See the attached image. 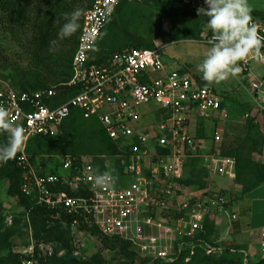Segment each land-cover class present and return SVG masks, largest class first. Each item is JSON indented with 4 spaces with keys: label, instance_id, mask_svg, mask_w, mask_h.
<instances>
[{
    "label": "built area",
    "instance_id": "1",
    "mask_svg": "<svg viewBox=\"0 0 264 264\" xmlns=\"http://www.w3.org/2000/svg\"><path fill=\"white\" fill-rule=\"evenodd\" d=\"M124 1L94 0L85 11L68 82L21 91L0 78V105L27 133L23 150L12 158L23 173L22 191L35 205L57 210L55 218L61 219L62 214L72 217L81 227L77 236L129 241L150 249L152 261L173 262L188 250L185 261L189 262L200 248L208 255H219L224 246L203 237L207 234L206 221L226 213L236 219L235 212H229L231 197L219 190L181 185L177 180L184 178L191 158L201 159L211 176L236 179L235 158L222 153V130L216 131L210 146L191 130L192 119L227 115L222 97L197 84L183 69L169 67L158 45L124 48L102 61H92L101 31ZM180 1L197 10L207 7L205 0ZM252 22L264 36V18ZM203 36L208 42L212 33L204 32ZM254 59L264 65V47L240 61V67L249 68ZM63 84L78 92L59 103L58 87ZM249 93L253 110L264 120V73L251 77ZM74 109L85 118L96 117L118 143L121 172L111 173L114 182L102 188L95 185L100 172L91 156L64 155L59 160V173H55L48 171L41 159L33 161L27 154L32 138L60 133L63 121ZM250 116L257 122L252 112ZM12 218H7L8 223H13ZM259 244L264 257V228ZM52 246L32 239V254L23 258L22 264H42L43 255H53ZM240 251L245 264H257L248 252Z\"/></svg>",
    "mask_w": 264,
    "mask_h": 264
},
{
    "label": "trees",
    "instance_id": "2",
    "mask_svg": "<svg viewBox=\"0 0 264 264\" xmlns=\"http://www.w3.org/2000/svg\"><path fill=\"white\" fill-rule=\"evenodd\" d=\"M94 0H0V37L2 33L7 34L14 42H16L22 50L30 57L31 65L27 69H23L13 64L15 73L11 75L13 81L8 77H1L11 82V85L21 91L38 90L49 88L53 85L68 82L72 76V59L78 46L79 36L83 27V14L80 17L79 30L71 37L60 41L56 51L50 52V41L57 39V34L60 27L65 22L64 14L71 13L79 8L82 13L85 12L93 3ZM143 7L139 1L121 3L112 18V22H116L119 26L126 29L131 15L139 11L147 12L144 17L145 24L141 37L132 39L124 33L119 43V48L110 50L109 52H101L99 40L106 32L107 26L101 31L99 39L94 46L91 54L92 61H102L114 52L121 51L124 48H154V38L160 37L165 33L161 29V24L154 22L155 14H164L169 17H174V25L178 27L177 33L182 38L201 39L203 29L207 17L203 14L199 15L198 10L191 8L180 0H143ZM159 15V16H160ZM252 17H263L264 13L260 10H252ZM158 17V16H157ZM134 18H137L134 16ZM110 21V22H111ZM210 31V30H209ZM146 36L148 38L146 39ZM100 51V52H98ZM100 53V54H97ZM97 55V56H95ZM246 71H243L244 73ZM213 85L212 82L203 81L202 86L207 87ZM208 88V87H207ZM59 103L76 94L77 88L69 87L65 84L58 87ZM224 102V101H223ZM224 104V103H222ZM201 122L204 120H200ZM253 120L249 121V128L252 131H259V125L254 124ZM198 136V134H197ZM6 140L5 134L0 132V142ZM261 145V139H260ZM58 152L61 154L72 153L76 156L88 155L94 160L97 171L100 173L106 170V161L108 157L118 156L120 159V150L118 143L113 141L105 132L101 122L96 117L85 118L79 109H74L69 117H67L60 128V133L54 136L34 137L27 146V154L36 161L41 159L40 155L44 153ZM226 155L234 156L237 161V179L236 182L242 186L243 194L252 191L254 188L264 184V164L256 162L250 155L244 156L237 152H223ZM238 153V154H236ZM200 159H188L186 164L185 176L177 180L181 185L198 186L200 188L207 187L208 170H197L196 164ZM43 162V161H42ZM46 162H43V164ZM201 163V162H200ZM44 164V165H45ZM192 165L191 173H187L188 165ZM58 169V168H57ZM202 170V171H201ZM204 171V172H203ZM59 173V169L55 172ZM120 173V172H119ZM117 173V174H119ZM22 171L16 167L15 160L10 159L7 162H2L0 167V184L3 180H8V195L18 199V203L24 206L29 216L34 223V237L41 241H51L49 238L60 225L67 226L68 237L63 239L59 237V244L56 246L68 247L71 245L70 235L73 234V218L65 214L61 215V219L55 218L57 210L50 209L44 205H35L31 197L27 196L22 191ZM69 194H74L70 189H66ZM5 218L0 209V223L4 225ZM19 224L18 219H14L12 225ZM46 224L48 229L46 228ZM51 229H49L50 227ZM213 222L207 218L206 229L207 234L203 237L209 240L211 231L214 230ZM78 228L81 227L78 225ZM12 231H5L0 235V252L8 250V255L0 257V264H22L21 255L14 253L11 249L10 237ZM11 234V235H10ZM49 235V236H48ZM105 246L116 248L120 247L121 252L127 256H132L133 251H130L132 243L122 239L102 238ZM224 250L219 255H208L205 250L197 249L196 253L191 257L189 262L185 261V256L189 255L188 250L182 252V256L173 262L166 263L162 260H155L152 264H245L244 254L240 251L245 249L239 245L224 246ZM235 250L232 251L231 249ZM37 254L40 250L36 248ZM42 264H68L62 256L55 253L54 256L41 257ZM73 264V263H72ZM85 264V263H83ZM86 264H104L100 257H95L90 263Z\"/></svg>",
    "mask_w": 264,
    "mask_h": 264
},
{
    "label": "rangeland",
    "instance_id": "3",
    "mask_svg": "<svg viewBox=\"0 0 264 264\" xmlns=\"http://www.w3.org/2000/svg\"><path fill=\"white\" fill-rule=\"evenodd\" d=\"M136 0H126L123 3L127 2H135ZM141 4L139 7H143L142 1H139ZM249 7L253 9H264V0H248ZM139 11L133 13L131 15L129 21H127V25L130 27L129 29L124 30V28L120 27L118 23L109 21L107 23V28L104 36L102 37V41L99 40L100 43L98 49L101 52H109L110 50L119 48V43L121 42L122 35L127 34L130 38L141 37V31L145 27V24L141 22L144 21V17L147 16V12L142 13L140 8ZM85 12L82 14L84 15ZM157 15L154 18V22L161 24V29L165 33L160 37L154 38V47L160 46L162 47V57L165 62L168 63L169 67L179 68L182 65L184 69L189 70L191 74L199 80L202 78V73L197 70V65L202 62L204 59L206 52L210 45L204 41L190 39V38H182L177 33L178 27L174 25V21L176 20L174 17H169L164 14H155ZM160 15V16H159ZM137 17V18H134ZM148 36H146V39ZM98 51V52H100ZM97 54H100L98 53ZM97 56V55H95ZM14 65L21 67L23 69H27L30 67V57L28 54L21 49V47L14 42L7 34L2 33L0 37V77H8L10 81H13L11 75L15 73ZM238 66V65H237ZM264 73V65L258 59H254L250 62L249 73L247 76H244V73L239 72L235 77L229 75L227 79L221 82H212L213 85H210L211 88H217L218 92L223 98V107L227 112L225 117L221 115H217L211 117L208 121H199V119H192V127L191 130L196 135L198 134L199 138L207 140L208 145L213 141L212 136L219 129L222 130V141H221V149L227 152H237L240 155L248 156L250 155L252 159H254L253 153L257 152L260 149V139L264 137V120L262 117L253 110L251 98L249 96V88L251 77H261ZM4 79V78H3ZM215 83V87H214ZM248 84V86H247ZM209 88V86H207ZM253 110V111H252ZM252 112V116H256L258 119L257 122L251 118L250 114ZM253 120L254 124L259 125L258 133L256 131H252L249 128V121ZM197 127V128H196ZM213 148V144L211 145ZM236 153V154H238ZM64 155H73L72 153H44L40 155L41 159L47 163L45 168L48 171L56 172L59 168V160ZM235 158V155L233 156ZM106 170L113 174H117L121 172L122 164L121 158L118 156H111L106 158ZM236 159V158H235ZM196 164L197 170L206 169L201 159ZM2 162H0V167ZM207 170V169H206ZM192 165L189 164L187 167V173H191ZM202 171V170H201ZM204 172V171H203ZM219 179V177H217ZM215 177L211 176L208 172L205 180L207 181V187L209 191L219 190L226 191V194L231 197L237 198V205H235V214L239 213L238 202L241 198H238L239 195L235 193L234 189L238 186H241L236 181L229 180L227 178H221L217 180ZM191 187V186H189ZM194 188V186H192ZM198 190L197 187H195ZM8 180L5 179L0 184V209L4 218L13 217L12 220L18 219L19 224L12 225L8 224L4 221V225L0 223V235L4 234L5 231H12V235L10 237L11 241V249L14 253L19 256L29 257L32 254L33 247H29L32 243V239L36 241L37 239L34 237V223L26 213V208L18 203V199L15 197H11L8 195ZM190 190V189H188ZM232 200V199H231ZM236 202V201H235ZM227 214V213H226ZM236 214V215H237ZM230 216V214H227ZM213 222V221H212ZM240 219L237 218L233 220L232 218H228V216L224 217L223 221L219 222V226H216L213 222L214 230L211 231L209 236L210 240H220V238H224L227 242L230 243V235L232 238L233 230L238 229L237 226L242 227L243 222H240ZM49 226V225H48ZM50 227V226H49ZM46 228L47 224H46ZM51 229V227L49 228ZM53 235L49 238L51 239L52 248L59 244V237L63 239L69 238L67 232L66 225H60L57 230L52 233ZM49 236V235H48ZM71 245L65 248L59 249V255H62L67 261L72 262L73 264H83L86 262L90 263L95 257H100L104 264H152V256L149 253L150 249L138 247L136 245H132L130 247V251H133L132 256H127L121 252L120 247L116 246V248H111L105 246V243L100 239H94V237H86L79 241L74 240V235H70ZM82 238V237H81ZM76 246V247H75ZM67 249V250H66ZM69 250V251H68ZM80 250L81 255L77 256L74 254V251ZM65 251V252H64ZM45 253H48V250H45ZM44 253V254H45ZM8 255V250H4L0 252V257ZM55 255V254H54ZM53 255V256H54ZM44 257H50L45 256ZM22 261V260H21ZM68 263V264H72Z\"/></svg>",
    "mask_w": 264,
    "mask_h": 264
},
{
    "label": "clouds",
    "instance_id": "4",
    "mask_svg": "<svg viewBox=\"0 0 264 264\" xmlns=\"http://www.w3.org/2000/svg\"><path fill=\"white\" fill-rule=\"evenodd\" d=\"M205 4L207 7L198 9V14H203L208 18L205 27L207 30L211 31L212 36L208 42H206L203 36L205 29H203L200 40L208 43L210 47L202 62L197 65V70L202 73V78L205 81L216 83L224 81L229 75L235 77L239 72L245 70H248V72H244V75H248L249 68H241L240 61H243L254 52H259L261 47H264V36L258 34L252 22L251 8L248 5V0H205ZM81 15L82 10L79 8L73 10L71 13L64 14L65 22L60 27L57 39L50 41V52L56 51L60 41L71 37L79 30ZM217 115L219 116L221 113L214 116L217 117ZM209 119H211V117H209ZM209 119L204 121H208ZM0 132L6 136V140L0 142V162H7L19 151L23 150L27 139V133L22 125L16 124L11 120L7 108L2 105H0ZM236 179L234 181H236ZM114 180L115 177L111 172L105 171L95 176V185L98 188H102L106 184L114 182ZM229 217L232 218L231 214ZM210 220L213 221L215 225L218 224L217 219L212 218ZM5 221L8 223L7 218ZM78 230L80 229L76 225L75 236H77ZM94 236V240L100 239L97 238L96 235ZM36 242H39V240H36ZM45 242L51 243L49 241ZM222 245L229 246L225 244ZM241 250L246 251V249ZM54 254L53 252V255ZM25 257L24 255L21 256V260Z\"/></svg>",
    "mask_w": 264,
    "mask_h": 264
},
{
    "label": "crops",
    "instance_id": "5",
    "mask_svg": "<svg viewBox=\"0 0 264 264\" xmlns=\"http://www.w3.org/2000/svg\"><path fill=\"white\" fill-rule=\"evenodd\" d=\"M141 1H143V0H141ZM186 5L191 7V8L196 9L194 6H191L188 4H186ZM250 8L252 10H257L255 8L253 9L252 7H250ZM258 10H260V9H258ZM260 11H263V13H264V9L260 10ZM254 18L262 19V18H264V16L263 17H252V19H254ZM205 32L211 33V31H209L207 29H205ZM172 68H174V67H172ZM179 68L183 69L185 72L190 73L189 70H187V69L185 70L184 67H182V65L179 66ZM245 71L248 72V70H245ZM191 75H192L193 79L196 81V83L199 85H202V82L205 81L204 79L198 80L194 76V74H191ZM244 76H247V75L245 74ZM208 86L210 89H212L215 92H217L218 94H220L218 92L217 88L215 87V83H214L215 88H211L210 85H208ZM247 86H248V84H247ZM249 86H248V88H249ZM249 96L251 98L252 107L254 108L252 97H251L250 93H249ZM253 156H254V160L256 162L264 164V137L261 140L260 149L257 152H254ZM213 177H215L217 179L218 176H213ZM219 179H217V180H219ZM234 191L236 194L239 195L238 198H241L238 202L239 213L238 214L236 213L237 218L240 219V222L244 221L243 222L244 224L242 227L237 226L238 229L233 230L232 238L230 235V243L227 242V240L224 238H220V240H218V241H217V239L213 240V241H216L221 245L225 244V245L243 246L246 249V251L248 252V254H250V259L253 263L264 264V257L260 252V244H259L260 232L264 228V184L259 185L258 187L254 188L252 191H249L245 194H243L242 186H238L237 188L234 189ZM222 192L226 193L225 190H223ZM230 197H231V195H230ZM231 199H232L231 200L232 201L231 202V210L229 212L232 213V211L235 212L234 203H236V205H237V198L236 197L234 198L232 196ZM225 216H228V218H230L229 215L223 214L221 217H219L217 219L218 224L216 223L217 224L216 226H219V222L223 221ZM73 227H76V225L74 223H73ZM72 230H73V228H72ZM73 235H74V240L76 241V243H77V241L90 236V235H85L83 237L82 236H75V231H73ZM90 237H92V236H90ZM93 241H94V239H93ZM59 249L64 250L65 248L64 247H59V248L55 247L54 253H57L59 255ZM75 252H79V254H77L78 256L81 255L80 250H76V251H74V253ZM59 256H62V255H59Z\"/></svg>",
    "mask_w": 264,
    "mask_h": 264
},
{
    "label": "water",
    "instance_id": "6",
    "mask_svg": "<svg viewBox=\"0 0 264 264\" xmlns=\"http://www.w3.org/2000/svg\"><path fill=\"white\" fill-rule=\"evenodd\" d=\"M73 231H75V232H76V227H73Z\"/></svg>",
    "mask_w": 264,
    "mask_h": 264
}]
</instances>
